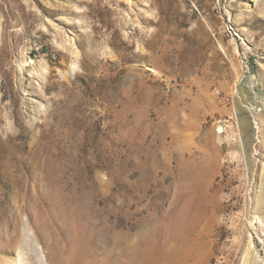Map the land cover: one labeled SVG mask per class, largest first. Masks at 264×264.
<instances>
[{
	"label": "rangeland",
	"instance_id": "374dc122",
	"mask_svg": "<svg viewBox=\"0 0 264 264\" xmlns=\"http://www.w3.org/2000/svg\"><path fill=\"white\" fill-rule=\"evenodd\" d=\"M190 164L197 264H264V0H0V264L81 206L136 243Z\"/></svg>",
	"mask_w": 264,
	"mask_h": 264
},
{
	"label": "bare ground",
	"instance_id": "6f19581e",
	"mask_svg": "<svg viewBox=\"0 0 264 264\" xmlns=\"http://www.w3.org/2000/svg\"><path fill=\"white\" fill-rule=\"evenodd\" d=\"M202 176L203 169L192 164L185 167L177 184L172 211L163 218L159 215L149 218L133 244L129 233L97 225L86 207L81 206L67 221L73 229L72 238L83 251L81 257H72V264H187L190 260L197 264L204 259L201 243L192 238L201 221L199 181ZM65 244L63 239L61 246L66 253Z\"/></svg>",
	"mask_w": 264,
	"mask_h": 264
}]
</instances>
